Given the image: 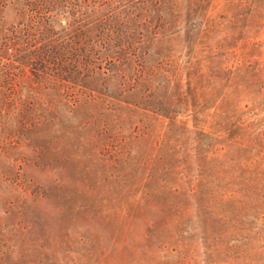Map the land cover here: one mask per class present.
<instances>
[{"label": "rangeland", "instance_id": "1", "mask_svg": "<svg viewBox=\"0 0 264 264\" xmlns=\"http://www.w3.org/2000/svg\"><path fill=\"white\" fill-rule=\"evenodd\" d=\"M97 8L101 80L0 119V264H264V0Z\"/></svg>", "mask_w": 264, "mask_h": 264}, {"label": "trees", "instance_id": "2", "mask_svg": "<svg viewBox=\"0 0 264 264\" xmlns=\"http://www.w3.org/2000/svg\"><path fill=\"white\" fill-rule=\"evenodd\" d=\"M7 1L15 18L0 26V119L26 118L15 126L19 130L51 114L40 106L46 98L68 96L77 86L101 80L95 66L110 54L95 56L90 35H120L119 14L98 16L100 0ZM110 59L114 63L116 57Z\"/></svg>", "mask_w": 264, "mask_h": 264}]
</instances>
